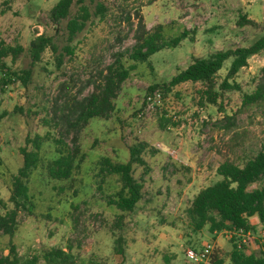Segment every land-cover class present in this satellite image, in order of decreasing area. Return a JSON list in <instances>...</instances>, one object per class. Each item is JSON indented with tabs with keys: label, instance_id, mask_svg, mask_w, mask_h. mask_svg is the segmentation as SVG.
Here are the masks:
<instances>
[{
	"label": "rangeland",
	"instance_id": "obj_1",
	"mask_svg": "<svg viewBox=\"0 0 264 264\" xmlns=\"http://www.w3.org/2000/svg\"><path fill=\"white\" fill-rule=\"evenodd\" d=\"M58 1L0 0V39L25 47L16 62L6 59L14 69L31 66L29 44L37 35L53 36L63 51L66 21L58 26L49 17ZM96 1L86 0L93 11ZM101 1L110 8L107 17H93L88 22L71 44L74 54L64 53L59 67V52L47 49L33 67L27 86L21 81L4 84L0 72V114L4 113L0 121V199L7 207L0 209L2 213L13 207V180L24 160L21 148L32 149L27 139L46 134L44 119L52 117L54 98L62 92H91L88 81L98 78L120 52L135 43L127 16L134 19L139 11L148 28L162 24L166 37L179 36L185 30L189 37L177 47L156 52L150 57L151 65L138 64L115 99L112 115L90 120L81 133L85 158L71 178L49 176L46 166L55 158L56 146L52 140L43 144L42 164L29 182L35 207L32 212H19L14 237L0 233V253H8L12 241L23 257L63 248L73 264H191L186 249L213 242L223 264H230L233 245L264 255V225L257 216L251 218L255 229L249 232L233 229L213 234L209 226L194 232L186 215L194 197L221 179L217 168L225 159L244 164L264 147V107H242L243 94L256 87L264 52L251 57L232 80L240 84V90L221 88L232 62L225 61L216 75V103L207 100L208 88L203 82L167 86L195 57L252 44L264 32V0ZM77 9L75 5L74 11ZM242 15L248 19L252 15L258 25H239ZM62 83H66L63 91ZM154 84L161 85L154 91L161 92L162 98L149 108L146 97ZM233 115L236 127L228 131L226 117ZM140 142L148 145L142 153L148 166L135 165L134 175L144 184V196L126 214L123 229L114 234L112 227L121 211L108 204V197L120 190V176L101 173L99 161L109 158L125 163L130 146ZM170 149H175L176 157L168 154ZM262 185L264 178L251 188ZM120 233L125 239V257L114 252ZM40 264L46 263L41 259Z\"/></svg>",
	"mask_w": 264,
	"mask_h": 264
},
{
	"label": "trees",
	"instance_id": "obj_2",
	"mask_svg": "<svg viewBox=\"0 0 264 264\" xmlns=\"http://www.w3.org/2000/svg\"><path fill=\"white\" fill-rule=\"evenodd\" d=\"M78 9L74 11V6ZM93 11L86 0H59L50 10L49 17L60 25L66 21L65 32L67 44L63 51L56 43L53 36L47 34L37 35L29 44L31 66L27 69L17 70L6 59L16 62L25 51L22 44H9L0 39V72L2 82L21 81L27 86L32 81L33 67L42 61L47 49L58 53L57 66L63 62L65 54L73 55L74 47L71 45L78 34L83 32L88 22L93 18L103 20L107 17L110 8L101 0L95 2ZM133 19L127 16L130 29L134 32L135 43L126 51L120 52L115 60L99 72L98 78L90 79L87 86L93 90L84 95V90L76 93L62 92L56 98L51 108L52 117L44 119L48 128L44 136L36 135L28 138L33 148H21L24 157L23 166L14 176L13 189L10 202L13 207L5 213L0 211V233L14 237L19 226L18 215L22 209L32 212L34 203L30 195V177L34 170L42 164V149L46 141L52 140L56 146V156L47 163V172L52 179L66 180L72 177L75 169L84 161L82 153L81 133L93 118L108 119L115 111V99L118 97L123 84L130 77L138 64L149 63L150 57L156 52L170 47H177L183 39L189 37L185 30L179 36L166 37L164 25L148 28L143 15L138 11ZM136 20V21H135ZM250 24L257 26L253 19L241 16L239 25ZM195 32V31H194ZM194 40V37H190ZM264 52V32L250 45L215 50L207 56L195 57L194 61L185 69L172 77L167 86H176L183 82H203L207 86V100L216 103L218 93L214 91L216 75L223 68L225 61L231 59L227 75L221 84L224 90L241 89L240 84L234 80L242 68L248 65L251 57ZM65 53V54H64ZM151 65V64H150ZM66 83L60 85L63 91ZM154 84L149 88L150 93L160 88ZM165 87V86H163ZM264 107V66L255 89L243 94L242 107ZM4 113L0 114V121ZM236 127V117H226L224 128L228 131ZM147 144L144 142L130 146V158L127 162H113L109 158L99 161L101 173L119 175L121 188L113 196L109 195L108 204L115 205L120 214L116 216L113 224V233L123 229L126 214L133 212L138 203L143 199L144 184L135 177V165L147 167V162L142 156ZM220 180L203 188L193 199L186 210L189 225L194 232H201L206 226L213 234L229 232L233 229L243 230L245 233L255 229L251 218L257 216L264 225V185L252 189L254 183L264 178V147L253 158L240 164L233 159H225L217 168ZM6 203L0 199V209H6ZM71 248V247H69ZM8 253H0V264H40L43 259L46 264H73L69 251L63 248L45 249L40 256L20 255L18 246L12 241L8 245ZM114 252L125 257V239L122 233L115 239ZM215 258V264H223L222 260ZM118 264H123L118 263ZM230 264H264V255L248 253L238 245H233L230 253Z\"/></svg>",
	"mask_w": 264,
	"mask_h": 264
},
{
	"label": "built area",
	"instance_id": "obj_3",
	"mask_svg": "<svg viewBox=\"0 0 264 264\" xmlns=\"http://www.w3.org/2000/svg\"><path fill=\"white\" fill-rule=\"evenodd\" d=\"M161 98V92H159L158 90L149 93L146 97L147 102L149 104V108L153 106V103L155 101H161ZM157 146L162 149V145L160 143H158ZM167 152L168 154L176 157L175 149H170ZM186 256L190 260L191 264H215V258L218 256V247L213 242H206L200 249H195L191 247L187 248Z\"/></svg>",
	"mask_w": 264,
	"mask_h": 264
},
{
	"label": "crops",
	"instance_id": "obj_4",
	"mask_svg": "<svg viewBox=\"0 0 264 264\" xmlns=\"http://www.w3.org/2000/svg\"><path fill=\"white\" fill-rule=\"evenodd\" d=\"M251 2V1H250ZM249 18L255 19L252 15H249Z\"/></svg>",
	"mask_w": 264,
	"mask_h": 264
}]
</instances>
